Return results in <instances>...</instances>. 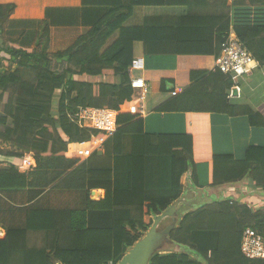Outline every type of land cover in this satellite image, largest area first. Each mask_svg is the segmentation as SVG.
<instances>
[{
  "label": "trees",
  "instance_id": "16d2710c",
  "mask_svg": "<svg viewBox=\"0 0 264 264\" xmlns=\"http://www.w3.org/2000/svg\"><path fill=\"white\" fill-rule=\"evenodd\" d=\"M81 5L105 8V13L84 30L71 29L58 34L55 43L45 21L39 26L31 48L2 38L4 24L14 7L0 6V142L12 148V156L21 158L32 153L35 165L29 174L19 173L14 165H0V191L32 188L40 183L46 187L55 181L64 189L102 188L106 191L104 199L89 200L87 209L110 213L112 219L107 226L86 229V211H29L26 230L8 232L0 241V264H14L15 253L23 257L19 260L22 264H116L151 227L149 216L165 213L181 197V178L189 169L192 187L202 188L192 159L190 135L144 136L143 155L129 158L128 185L119 191H112L109 176L96 177L84 162L77 166L79 161L64 157L69 145L101 136L74 125L69 115L79 108L117 110L131 100L134 91L129 68L133 43L143 41L148 51L158 33L176 37L174 26H159L156 18H145L141 26H126L135 7L157 5L155 0H81ZM237 6L264 7V0H238L231 13ZM229 25L225 18L216 21L217 59ZM239 40L264 66V25L239 34ZM176 46L190 48L185 50L186 54L213 52L203 41L176 42ZM74 76H108L114 77L116 83H80L73 80ZM189 78L192 85L161 106V112L247 116L252 126L264 127L261 114L229 99L233 82L217 67L211 71H192ZM133 117L119 114L118 126ZM149 163L165 168L158 180L163 184L159 189L153 187L157 189L155 196L147 192L148 178L156 176L148 172ZM245 177L255 188L264 190V147H248L240 160L230 155L213 157L214 186L235 183ZM55 216L65 219L70 231L77 234L76 244L69 249L53 246L55 249L49 253L27 249L29 231L56 233ZM246 229L255 230L264 238V210H254L234 200L201 206L185 214L168 234V240L186 252L154 253L148 264H264V260H249L241 254L240 242ZM92 238L98 242L97 246L91 245Z\"/></svg>",
  "mask_w": 264,
  "mask_h": 264
},
{
  "label": "crops",
  "instance_id": "0c3cea01",
  "mask_svg": "<svg viewBox=\"0 0 264 264\" xmlns=\"http://www.w3.org/2000/svg\"><path fill=\"white\" fill-rule=\"evenodd\" d=\"M155 1L157 5L135 7L131 17L125 23L129 27H137L143 24L145 18H156L159 26L170 25L176 28V37L158 33L159 36L147 49L148 51L145 50L143 41H135L132 45L133 60L144 59V69L139 75L149 84V93L144 102L145 115L134 116L131 121L120 124L117 133L105 142L103 151L93 154L83 163L87 169L94 171L96 177L109 176L112 191L127 188L128 160L131 157L143 155L144 136L190 135L192 159L197 167V180L200 185L202 169H205V176H208L209 181L212 180L214 156L230 155L240 160L244 158L248 147H264V127L252 126L247 116L230 117L213 113L160 111L161 106L185 92L192 85L189 78L190 72L211 71L216 68L217 58L214 52L219 30L216 21L219 18L228 19L230 22L228 34L232 31L239 38V34L242 35L249 29L264 25V7L237 6L231 13L230 5L224 0ZM2 5L14 7L4 24L2 38L6 41L15 40L24 47L30 48L34 46L39 26L45 21L51 30L52 43H55L58 40V34L71 29L84 30L97 22L105 13V8L83 7L81 0H0V6ZM182 41L207 42L213 52L207 55L186 54L185 50L190 48L176 46V42ZM73 80L96 85L116 83L114 77L108 76H74ZM238 87L236 98L231 100L264 117V66L258 65L245 75L239 81ZM121 114L127 115L126 112ZM62 138L66 140L63 135ZM11 153H13L12 148L0 142V165L17 166L18 163L16 164L15 160H20V157L12 156ZM64 157L73 159L68 151ZM81 163L78 162L77 166ZM147 167L150 174L156 175L148 178L150 184L149 187L147 185V192L155 196L157 189L163 184L162 182L159 184L158 180L165 168L162 164L159 166L151 163ZM191 174L192 171L189 169L181 178L183 192L181 197L168 207L167 213L155 217L149 216L152 225L137 242L143 240L152 228L158 233L166 234L171 228L177 227L185 214L201 207L194 208L193 204L200 197L197 194L198 191L203 192V186L201 185L202 188L194 187L195 192L191 185ZM57 182L49 183L50 185L46 187H44L45 184L40 183L32 188L0 191V241L7 236L8 232L25 231L27 214L32 210L57 213L86 211V229L104 227L110 223L112 219L110 213L87 209L89 200L98 202L104 199L106 192L104 189H64L58 187ZM190 187L191 191L186 195V189L190 190ZM208 188H210L208 195L216 198L210 204L224 200L240 202L236 197L243 196L240 203L254 210H264V190L255 188L248 177L227 185L214 186L212 183ZM220 193L233 197L217 199ZM53 226L56 228V233L50 230L29 231L27 249L44 250L49 253L55 247L69 249L71 245L76 244L74 237L77 234L70 231L65 219L55 216ZM91 245L97 246L98 242L92 238ZM154 249L159 254L186 252L185 248L171 243L168 239L156 242ZM19 260H23V257L20 253H15L14 264H22Z\"/></svg>",
  "mask_w": 264,
  "mask_h": 264
},
{
  "label": "built area",
  "instance_id": "2783aa9c",
  "mask_svg": "<svg viewBox=\"0 0 264 264\" xmlns=\"http://www.w3.org/2000/svg\"><path fill=\"white\" fill-rule=\"evenodd\" d=\"M230 8L238 0H224ZM259 63L247 50L239 38L231 31L220 46V55L216 62L219 71L229 77L233 82L229 99L233 96V90L239 91V81ZM144 69V59L136 58L129 68L130 86L134 94L130 101L124 102L117 110L107 108H79L74 114L69 115L70 121L79 128H85L99 132L100 137H91L81 143L69 146L68 154L71 158L84 162L97 152H102L105 142L112 138L117 132V116L122 112L141 117L145 115L144 102L149 93V84L139 75ZM33 155L28 153L20 158L17 165L18 172L29 174L34 169ZM241 254L249 260H264V238L257 231L246 229L240 242Z\"/></svg>",
  "mask_w": 264,
  "mask_h": 264
},
{
  "label": "water",
  "instance_id": "95a60500",
  "mask_svg": "<svg viewBox=\"0 0 264 264\" xmlns=\"http://www.w3.org/2000/svg\"><path fill=\"white\" fill-rule=\"evenodd\" d=\"M236 95V89H234L233 96ZM160 219L161 217L159 218V220ZM171 230L172 228L169 230V232ZM169 232H167L166 234H162L156 232L154 228H152L146 235V237L143 240L137 242L131 249H129L117 264H148L151 256L154 253H157L154 249V244L161 240H167Z\"/></svg>",
  "mask_w": 264,
  "mask_h": 264
},
{
  "label": "rangeland",
  "instance_id": "374dc122",
  "mask_svg": "<svg viewBox=\"0 0 264 264\" xmlns=\"http://www.w3.org/2000/svg\"><path fill=\"white\" fill-rule=\"evenodd\" d=\"M54 106H56V105H54ZM54 109H55V107H54ZM15 163L16 164L17 163L19 164L20 163V160L19 159H16L15 160ZM201 171H202V176H201L200 182H201V185L203 186V192L198 191L197 194L200 197L197 198L196 199L197 200L196 203L193 204L194 205L193 206L194 208L199 207V206H203L205 204H208L209 205L211 201H214L216 199L214 196H212L210 194L208 195V193H209L208 190L210 191V188H208V187H210V185H212V180L209 181L208 176L207 175L205 176V169H202ZM193 189H194V187H193ZM194 190L196 192V189H194ZM190 191H191V187H190V190L189 189H186V192H185L186 195H188L190 193ZM218 196H220V197H218L217 199H220V200H222V199H230L231 197H233V196H228V195H222V193H220ZM236 199L240 200V202H241V199H243V196L236 197ZM161 241H166V240H161Z\"/></svg>",
  "mask_w": 264,
  "mask_h": 264
}]
</instances>
